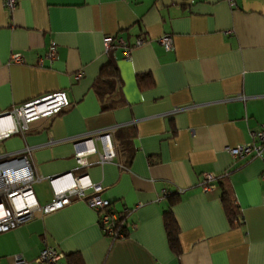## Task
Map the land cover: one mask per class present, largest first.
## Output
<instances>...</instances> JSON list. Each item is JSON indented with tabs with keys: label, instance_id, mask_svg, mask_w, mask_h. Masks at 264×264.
<instances>
[{
	"label": "crops",
	"instance_id": "obj_1",
	"mask_svg": "<svg viewBox=\"0 0 264 264\" xmlns=\"http://www.w3.org/2000/svg\"><path fill=\"white\" fill-rule=\"evenodd\" d=\"M106 35L123 44L106 52ZM138 38L145 42L133 46ZM109 61L118 81L100 94ZM57 91L70 105L0 140V151L29 149L40 203L51 198L48 177L88 175L112 211L127 210V232L112 239L98 213L73 199L1 232L0 264L15 255L47 264L35 262L45 246L63 254L54 264L74 252L82 264H264V148L262 157L227 152L264 132V0H16L12 9L0 0V113ZM100 132L110 133L114 157L100 163L91 153L79 165L73 142L92 138L101 150ZM206 172L223 175L208 192ZM169 207L178 251L163 224Z\"/></svg>",
	"mask_w": 264,
	"mask_h": 264
},
{
	"label": "built area",
	"instance_id": "obj_2",
	"mask_svg": "<svg viewBox=\"0 0 264 264\" xmlns=\"http://www.w3.org/2000/svg\"><path fill=\"white\" fill-rule=\"evenodd\" d=\"M16 0H3L7 9H12ZM232 4L234 0H227ZM145 41L136 39L133 46H139ZM159 42L170 49L172 40L169 35H164ZM117 44H123V40L118 37L106 35L103 38V48L107 52ZM125 47L124 57L130 58L132 47ZM55 55V45L51 44L45 56L52 59ZM13 61H20L18 53L12 55ZM70 105V101L63 91L48 93L40 97L31 99L11 110L0 113V140L6 138L11 133L21 131L38 124L49 116L60 112ZM256 141L244 143L233 147H227V152L233 159L243 157H262L264 148V132L255 133ZM95 139L100 142L101 150H98L92 138H82L73 142L74 158L79 165H85V157L91 153L98 154V161L104 163L114 157V149L109 132L97 133ZM22 155L3 153L0 151V233L17 227L18 225L31 219L35 213H48L68 205L73 199H81L98 213L99 225L102 232L112 239L124 237V233L119 230V214L109 211L110 202L100 196L103 187L100 183H93L86 174L73 176L70 172L55 177H48L51 186V198L40 203L35 197L32 184L42 179L35 173L31 163V155L26 147ZM19 160L15 167L8 170L4 165L10 161ZM264 160V159H263ZM264 177V171L263 175ZM217 175L213 173H203L200 187L204 192L213 190L216 187ZM87 191H90L87 193ZM126 210V209H125ZM124 211V213H126ZM63 256L52 247H43L35 259L37 263L54 264ZM14 264H27L21 255H15Z\"/></svg>",
	"mask_w": 264,
	"mask_h": 264
},
{
	"label": "trees",
	"instance_id": "obj_3",
	"mask_svg": "<svg viewBox=\"0 0 264 264\" xmlns=\"http://www.w3.org/2000/svg\"><path fill=\"white\" fill-rule=\"evenodd\" d=\"M145 74H139L137 79L139 82H143ZM118 81L117 77V68L112 62H108L107 64L103 65L100 74L95 82V88L98 89L100 94H103V90L101 89L100 85H104V89L107 90V86L110 84L111 86ZM221 176H217L216 182L220 180ZM222 202L224 204L227 216L229 221L234 224L235 222H239L236 214V210H234V203L233 200L229 197V193L226 189H223L222 192ZM110 206V205H109ZM111 209L109 208V211ZM112 211V210H111ZM120 216L119 218V230L124 234L127 232V213L123 211L117 212ZM163 224L165 228V232L167 234V238L169 240L170 246L174 251H178V232L179 228L176 222V219L173 215L171 208L169 207L163 213ZM68 264H82L80 261V257L76 252L68 254Z\"/></svg>",
	"mask_w": 264,
	"mask_h": 264
},
{
	"label": "water",
	"instance_id": "obj_4",
	"mask_svg": "<svg viewBox=\"0 0 264 264\" xmlns=\"http://www.w3.org/2000/svg\"><path fill=\"white\" fill-rule=\"evenodd\" d=\"M19 160H15V161H10V162H8V163H6L5 165H4V168L6 169V170H8L9 168H11V167H15L16 165H17V162H18Z\"/></svg>",
	"mask_w": 264,
	"mask_h": 264
}]
</instances>
